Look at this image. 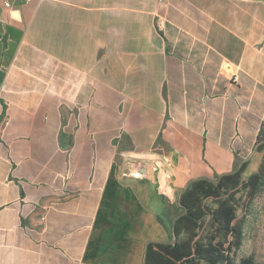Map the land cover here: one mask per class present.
<instances>
[{
	"label": "crops",
	"instance_id": "1",
	"mask_svg": "<svg viewBox=\"0 0 264 264\" xmlns=\"http://www.w3.org/2000/svg\"><path fill=\"white\" fill-rule=\"evenodd\" d=\"M263 125L264 0H0V264H144Z\"/></svg>",
	"mask_w": 264,
	"mask_h": 264
},
{
	"label": "trees",
	"instance_id": "2",
	"mask_svg": "<svg viewBox=\"0 0 264 264\" xmlns=\"http://www.w3.org/2000/svg\"><path fill=\"white\" fill-rule=\"evenodd\" d=\"M262 153L257 170L242 180L248 162L213 179L193 180L178 199L182 212L174 219L169 239L150 242L144 264H260L236 260L243 242V220L237 210L254 199L264 185V125L258 136Z\"/></svg>",
	"mask_w": 264,
	"mask_h": 264
},
{
	"label": "rangeland",
	"instance_id": "3",
	"mask_svg": "<svg viewBox=\"0 0 264 264\" xmlns=\"http://www.w3.org/2000/svg\"><path fill=\"white\" fill-rule=\"evenodd\" d=\"M238 166L239 163L235 168ZM254 172L255 170L246 168L242 180H246ZM215 175L217 174H212L211 179ZM171 214H176L174 205ZM237 215L243 220V242L236 254V260L250 257L255 262L264 264V185L245 209L240 207L237 210Z\"/></svg>",
	"mask_w": 264,
	"mask_h": 264
},
{
	"label": "built area",
	"instance_id": "4",
	"mask_svg": "<svg viewBox=\"0 0 264 264\" xmlns=\"http://www.w3.org/2000/svg\"><path fill=\"white\" fill-rule=\"evenodd\" d=\"M26 1H29V0H26ZM5 7H10V3L9 2H6L4 3Z\"/></svg>",
	"mask_w": 264,
	"mask_h": 264
}]
</instances>
